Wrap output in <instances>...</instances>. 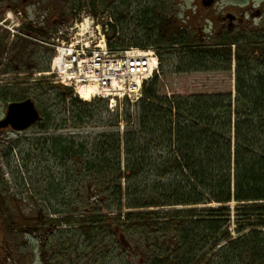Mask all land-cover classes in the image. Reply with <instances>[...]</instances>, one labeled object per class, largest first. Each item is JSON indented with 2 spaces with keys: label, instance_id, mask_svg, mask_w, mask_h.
<instances>
[{
  "label": "trees",
  "instance_id": "obj_1",
  "mask_svg": "<svg viewBox=\"0 0 264 264\" xmlns=\"http://www.w3.org/2000/svg\"><path fill=\"white\" fill-rule=\"evenodd\" d=\"M75 3L73 12L84 6L92 15L96 8L111 11L110 48H156L162 76L219 70L220 64L230 71L233 56L234 96L168 95L161 75L144 85L139 101L123 99L114 113L105 99L84 103L67 88L69 94H58L68 115L64 126L108 129L49 136L42 140L46 151L32 159L46 175L47 196L40 201L64 226L50 248L66 254V247L77 253L87 246L79 257H98L99 264L115 263L118 241L128 247L122 257L133 254L138 264H264V23L222 44L212 38L203 45L171 18L170 0L67 1ZM173 47L181 53L166 59L163 72L162 53ZM2 93V101L36 99L40 107L46 98L41 85ZM39 106L35 125L44 121ZM41 128L47 130L46 124ZM3 250L4 257L11 251Z\"/></svg>",
  "mask_w": 264,
  "mask_h": 264
},
{
  "label": "rangeland",
  "instance_id": "obj_2",
  "mask_svg": "<svg viewBox=\"0 0 264 264\" xmlns=\"http://www.w3.org/2000/svg\"><path fill=\"white\" fill-rule=\"evenodd\" d=\"M8 1L14 3L16 9L3 10V18H8V21L2 25L0 24V36L7 35V33L16 36L22 33L23 29H31L34 31L35 37L33 41H30L33 46L30 47L29 52H32L35 58L33 68L29 67V69H26L27 64H22L21 61L18 63L13 58V52L4 55V65L8 70L12 71L6 76L5 81L6 83L14 84L11 87L17 89L24 86L41 85L42 90L44 92L46 90V98H44V102L41 100L43 103L42 107L38 105L40 104L38 100L33 99L35 105L39 106L38 108L45 110V114L42 115L44 121H40L41 124L18 134L3 133V141L7 140L6 142L9 144H6V142L2 144L1 142L0 146L3 153L2 158H5V153H8L7 159H0V264H14L15 261H19L20 264H99L98 257L92 259L91 257L87 258V255H84L86 258L79 257L86 250L89 251L87 246H83L77 253L73 246L66 247L69 249V253L66 254L57 253L56 247L50 248V242L57 238L56 232L64 229V226L58 227V223L55 221H59L61 217L57 215L50 216V206L44 205L40 201L44 195L47 196L42 185L46 175L43 173L44 168L41 170L42 172L36 170L32 161L34 155H39L38 150L46 151L42 140L49 136L62 135L65 137L79 133L93 134L101 129H108L106 124L103 128L92 124L85 126L81 130L73 129L69 123L64 126L61 119L68 117V115L64 113V106L57 95L69 94V92L63 85L54 84L53 76L48 80H42L36 76V74L47 70L43 67L47 66L48 58L53 53L51 48L41 45L39 40L48 41L59 27L72 24L78 15L88 13V10L84 6L75 12L71 11L70 9L76 7V3L49 10L47 7L51 6V0H32L26 5H23L19 0ZM170 2L171 6H173V9L171 8V18L175 19L179 23L178 25L193 32L203 45L212 44L210 35L213 34L212 22L224 9L230 10L236 7L244 9L252 6L254 9L260 8L264 11V0H217L211 7L203 6L200 0H170ZM80 6H82L81 3ZM108 11L111 12L110 10ZM101 12V8H96L94 11L96 14L93 17H96ZM9 20H12V22H9ZM262 23H264V14L261 19L257 18L254 20L252 28ZM180 53V47H173L169 49V52L165 51L162 53L163 57H165L162 62L164 65L163 72L168 70L166 59L170 61L171 58L179 56ZM20 58L23 59V57ZM24 60L27 61L26 59ZM218 67L219 70L211 71L173 74L166 72L165 76H162V70H160L164 91L168 95L181 96L232 91V62L230 63V71H222V67H225L223 64L218 65ZM3 88L9 87L4 86ZM120 102L123 105V100ZM120 102L117 101V104ZM7 104L8 102L1 101L4 113ZM46 114L51 117L50 120H48ZM102 119L103 122H106L108 119L106 114H103ZM44 123L47 126V130H42L41 128ZM61 124L64 127L53 129L55 125ZM13 142L17 145L12 146ZM39 160L40 158L34 161L37 163ZM41 163H43L42 160ZM20 199L23 201H20ZM37 204L40 207H37ZM41 206H44L45 209ZM53 206L55 209H60L55 204ZM230 208L231 218L233 219L235 214L233 210L235 208L234 204H231ZM27 223H29V228H26ZM34 227H37L35 231H33ZM117 244L120 254L116 252L117 257L114 264H138L139 258L133 254L128 253L123 258V250L128 247H125L119 241ZM221 246L216 247L213 251H216ZM3 248H7V251L11 250L8 252V256L4 257ZM6 257L9 259H6Z\"/></svg>",
  "mask_w": 264,
  "mask_h": 264
},
{
  "label": "built area",
  "instance_id": "obj_3",
  "mask_svg": "<svg viewBox=\"0 0 264 264\" xmlns=\"http://www.w3.org/2000/svg\"><path fill=\"white\" fill-rule=\"evenodd\" d=\"M97 20L85 16L60 27L47 43L53 55L49 71L41 75L53 76V83L71 88L81 101L106 98L114 111L117 99L133 103L142 96L144 81L158 73L157 57L153 49L110 50L105 35L112 18L104 12Z\"/></svg>",
  "mask_w": 264,
  "mask_h": 264
},
{
  "label": "flooded vegetation",
  "instance_id": "obj_4",
  "mask_svg": "<svg viewBox=\"0 0 264 264\" xmlns=\"http://www.w3.org/2000/svg\"><path fill=\"white\" fill-rule=\"evenodd\" d=\"M23 5H26L32 0H19ZM217 0L209 6L211 7L216 3ZM46 3V2H45ZM201 3V0H200ZM67 4V0H51V6L47 9H54L56 7L64 6ZM208 8V7H207ZM4 9H16L14 3L9 2L8 0H0V24L8 21V18H3ZM264 11L260 8H253L252 6L245 7L244 9H239V7L232 8L230 10L224 9L221 14L217 15L212 22L213 34H210L212 38L219 40L222 44L224 38L234 37L242 34L241 32L249 30L253 26L255 19H261L263 17ZM45 18V17H43ZM12 22V20H9ZM28 27V26H27ZM35 33L29 28L23 29L22 33H19L16 36L7 35L0 36V121L3 120L5 114L2 111L1 101H2V87L4 85H10L6 83V76L12 72L6 68L4 55H7L9 52H13V58L22 62V64H27L26 69L29 67L33 68L34 66V54L29 52L32 43L30 41L34 40ZM11 36V38H10ZM40 44L43 45V40H39ZM222 46V45H221ZM25 48V49H24ZM22 52V54H21ZM20 57H23L20 58ZM22 59V60H20ZM26 59L27 61H25ZM45 63V62H44ZM36 66V65H35ZM24 74V73H22ZM25 75V74H24ZM5 77V78H4ZM13 133V130L10 127H0V144L3 142V133ZM1 159V157H0Z\"/></svg>",
  "mask_w": 264,
  "mask_h": 264
},
{
  "label": "water",
  "instance_id": "obj_5",
  "mask_svg": "<svg viewBox=\"0 0 264 264\" xmlns=\"http://www.w3.org/2000/svg\"><path fill=\"white\" fill-rule=\"evenodd\" d=\"M214 0H202L203 6H210ZM39 114L34 103L30 100L12 102L7 106L5 117L0 121V127H10L15 131H24L34 125Z\"/></svg>",
  "mask_w": 264,
  "mask_h": 264
},
{
  "label": "bare ground",
  "instance_id": "obj_6",
  "mask_svg": "<svg viewBox=\"0 0 264 264\" xmlns=\"http://www.w3.org/2000/svg\"><path fill=\"white\" fill-rule=\"evenodd\" d=\"M83 94L85 95L86 93L83 92Z\"/></svg>",
  "mask_w": 264,
  "mask_h": 264
}]
</instances>
